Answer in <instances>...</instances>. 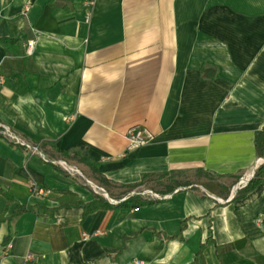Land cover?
<instances>
[{
  "label": "crops",
  "instance_id": "crops-1",
  "mask_svg": "<svg viewBox=\"0 0 264 264\" xmlns=\"http://www.w3.org/2000/svg\"><path fill=\"white\" fill-rule=\"evenodd\" d=\"M0 77V123L44 157L0 137V264H264V182L231 194L264 157V0H0ZM196 170L228 194L84 215Z\"/></svg>",
  "mask_w": 264,
  "mask_h": 264
},
{
  "label": "trees",
  "instance_id": "trees-1",
  "mask_svg": "<svg viewBox=\"0 0 264 264\" xmlns=\"http://www.w3.org/2000/svg\"><path fill=\"white\" fill-rule=\"evenodd\" d=\"M254 147L255 152L258 157L264 156V126L255 132L254 134ZM186 173L184 171L177 173H169V174H145L141 177V180L130 186H116L122 189V197H119L118 200L123 197L129 195L133 190L137 188H143L144 190H151L154 185H161L163 189L157 192L158 195L164 196L166 194H171L178 187H188L193 185H200L205 190L214 194L216 196H225L228 194V188L223 184L217 181L213 175L205 172L203 170H196L195 177L197 180L195 181H183V174ZM199 178H205L204 181H199ZM215 180H213V179ZM103 184L108 183L107 181L102 180ZM264 182V164L259 166L254 174L253 179L247 184L244 188L245 192L253 189L258 184ZM195 190V189H194ZM155 203L151 198L142 197L140 195H132L128 199L120 202L116 206L109 204L107 201L102 198H96L92 202L85 204L84 207V215L90 214L99 209H111L113 207H128L131 209H136L139 207H144L147 205H151ZM23 211V208L17 210V212ZM184 225V224H183ZM9 239H4L3 245L5 246L8 243Z\"/></svg>",
  "mask_w": 264,
  "mask_h": 264
},
{
  "label": "built area",
  "instance_id": "built-area-1",
  "mask_svg": "<svg viewBox=\"0 0 264 264\" xmlns=\"http://www.w3.org/2000/svg\"><path fill=\"white\" fill-rule=\"evenodd\" d=\"M2 78L0 77V84L2 83ZM68 121L72 120V118H67ZM126 140H127V145L125 148L126 152L135 150L139 147L145 146L147 145L149 142H151V140L153 139L152 134L144 127L141 126H135L130 128L126 134ZM0 137H2L3 139H5L6 141H8L9 143H11L14 146L20 147L23 150H25L26 152H28L31 155H38L40 156L43 160L44 157L42 155V153L40 152V150L38 149L37 146H34L33 144L27 142L26 140H24L22 137H20L19 135L15 134L14 132H12L6 125L0 123ZM257 164H264V157L261 159H258ZM254 170L252 172H250V174L246 177L240 178L237 183L232 187L231 190V194H236L240 189L244 188L247 183L254 177ZM30 193L31 196L33 198H45L48 194L49 191L42 188L41 186H38L36 183L31 182L30 186ZM135 194H140L137 192H131L129 195H135ZM143 194H150L154 197H158L157 195H155L152 191L150 190H146L143 191ZM83 238H88L89 236L86 234L82 235ZM27 260L31 259V256L28 255L26 257ZM133 264H144L142 261L139 260H135L133 262Z\"/></svg>",
  "mask_w": 264,
  "mask_h": 264
},
{
  "label": "rangeland",
  "instance_id": "rangeland-1",
  "mask_svg": "<svg viewBox=\"0 0 264 264\" xmlns=\"http://www.w3.org/2000/svg\"><path fill=\"white\" fill-rule=\"evenodd\" d=\"M184 172H186V173H184L183 174V181H185V180H188V181H196L197 180V178L195 177V171H184ZM204 179L205 178H199L198 179V182L199 181H204ZM213 179V178H212ZM213 180H215V179H213ZM231 187V186H230ZM161 189H163V186H161V185H154L153 187H152V189H151V191H153V193H155V194H157V192L159 191V190H161ZM134 192H137V193H140V194H138V195H140V196H142V197H146V198H151V195L150 194H143V191H146V190H144L143 188H137V189H135V190H133ZM198 191H200V189L198 188Z\"/></svg>",
  "mask_w": 264,
  "mask_h": 264
},
{
  "label": "water",
  "instance_id": "water-1",
  "mask_svg": "<svg viewBox=\"0 0 264 264\" xmlns=\"http://www.w3.org/2000/svg\"><path fill=\"white\" fill-rule=\"evenodd\" d=\"M102 191V190H101ZM105 196H106V193H105Z\"/></svg>",
  "mask_w": 264,
  "mask_h": 264
}]
</instances>
